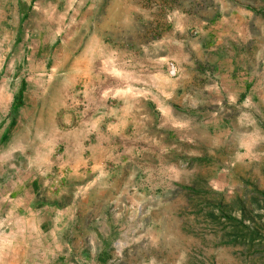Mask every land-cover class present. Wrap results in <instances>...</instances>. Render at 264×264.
<instances>
[{"label": "rangeland", "instance_id": "374dc122", "mask_svg": "<svg viewBox=\"0 0 264 264\" xmlns=\"http://www.w3.org/2000/svg\"><path fill=\"white\" fill-rule=\"evenodd\" d=\"M248 1L251 25H262L264 0ZM114 4L0 0V128L9 122L0 205L25 191L31 210V235H16L13 248L28 249L30 264H264V71L254 74L252 94L219 97L207 108L196 95L177 105L175 121L162 117L148 134L122 137L121 147L110 142L105 186L57 187L56 131L73 90L84 98L71 73L94 34L88 26L135 22L134 7ZM94 64L107 69L119 96L120 65ZM8 209L0 206V233L23 229L16 216L3 219ZM10 241L0 237V248Z\"/></svg>", "mask_w": 264, "mask_h": 264}, {"label": "crops", "instance_id": "0c3cea01", "mask_svg": "<svg viewBox=\"0 0 264 264\" xmlns=\"http://www.w3.org/2000/svg\"><path fill=\"white\" fill-rule=\"evenodd\" d=\"M114 3L127 11L134 7L135 22L128 17V23H133L127 26H88L94 34L78 52L71 73L72 85L82 83L84 98L73 90L70 104H62L65 112L56 131L61 143L57 187L62 188L68 181L105 186L104 161L110 142L112 147H121L122 137L148 134L162 117L175 121L177 105L193 101L196 95L199 99L194 103H205L207 108L219 97L223 100L227 95L252 94L254 74L264 71V23L251 25L248 0ZM254 46L260 48V56L253 55ZM92 62H103L110 68L120 65L125 81L117 88L119 96L114 97L113 88L106 85L107 71L92 70ZM5 123L0 128V142L9 130V122L7 126ZM19 196L3 199L0 205L6 202L9 206V215L3 219L11 222L10 215L16 216L23 225V229L8 227L0 233L2 239H11L8 246L0 248V264H30L26 260L29 250L21 244L12 246L16 235L23 240L31 235V210L26 205L25 191ZM75 205L73 201L66 206Z\"/></svg>", "mask_w": 264, "mask_h": 264}, {"label": "bare ground", "instance_id": "6f19581e", "mask_svg": "<svg viewBox=\"0 0 264 264\" xmlns=\"http://www.w3.org/2000/svg\"><path fill=\"white\" fill-rule=\"evenodd\" d=\"M83 59H85V58H83ZM74 61H75V60H74ZM88 61H89V60H88ZM80 62H81V61H80ZM80 62H79V63H80ZM67 63H68V62H67ZM81 63H82V62H81ZM92 63H94V62H92ZM72 64H73V62H72ZM79 65H80V64H79ZM87 65H88V64H87ZM94 65H95V64H94ZM83 66H86V65H83ZM96 66H97V64H96ZM73 67H74V66H73ZM75 67H76V66H75ZM79 67H80V66H79ZM86 67H87V66H86ZM93 67H94V66H93ZM93 67H92V68H93ZM90 68H91V67H90ZM103 70H104V69H103ZM106 70H107V69H106ZM83 71H84V70H83ZM83 71H82V72H83ZM86 73H87V72H86ZM86 73H85V74H86ZM73 75H74V74H73ZM77 75H78V74H77ZM91 76H92V75H91ZM88 77H89V74H88ZM88 77H87V79H88ZM67 78H69V77H67ZM73 78H74V77H73ZM97 78H98V77H97ZM76 79H78V78H76ZM89 79H91V78H89ZM98 80H99V79H98ZM119 80H120V79H119ZM92 81H93V80H92ZM76 82H77V81H76ZM99 82H100V81H99ZM105 82H106V81H105ZM107 82H108V81H107ZM93 84H94V83H93ZM95 84H96V83H95ZM97 85H98V84H97ZM101 85H102V84H101ZM106 85H107V84H106ZM103 87H105V86H103ZM97 88H98V87H97ZM98 93H99V92H97V94H98ZM75 108H76V107H75ZM123 108L125 109V107H123ZM124 111H126V110H124ZM68 116H69V115H68ZM84 118H85V117H84ZM112 118H113V117H112ZM114 119H115V118H114ZM114 119H113V120H114ZM69 120H70V119H69ZM64 121H65V119H64ZM79 122H80V121H79ZM77 123H78V122H77ZM122 124H123V123H122ZM124 125H125V124H124ZM76 132H78V131L76 130ZM73 133H74V132H73ZM79 133H80V132H79ZM70 134H71V133H70ZM74 135H75V134H74ZM76 135H77V134H76ZM77 136L79 137V135H77ZM78 140H79V139H78ZM82 140H83V139H82ZM80 142H81V141H80Z\"/></svg>", "mask_w": 264, "mask_h": 264}, {"label": "trees", "instance_id": "16d2710c", "mask_svg": "<svg viewBox=\"0 0 264 264\" xmlns=\"http://www.w3.org/2000/svg\"><path fill=\"white\" fill-rule=\"evenodd\" d=\"M21 92L19 91V93L17 94V96L15 97V99L17 100V99H19L20 97H21V94H20ZM14 99V100H15Z\"/></svg>", "mask_w": 264, "mask_h": 264}]
</instances>
